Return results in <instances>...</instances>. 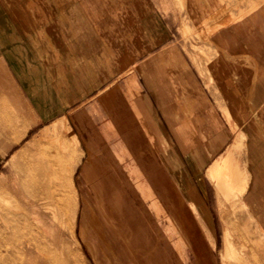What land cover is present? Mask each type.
<instances>
[{
  "label": "crops",
  "instance_id": "0c3cea01",
  "mask_svg": "<svg viewBox=\"0 0 264 264\" xmlns=\"http://www.w3.org/2000/svg\"><path fill=\"white\" fill-rule=\"evenodd\" d=\"M82 1L89 2L82 9L85 18L100 17L102 34L108 33L109 16L115 18L114 32L133 25L136 16H145L155 26L144 0H115L112 11L109 0H98L94 14L91 1ZM208 1L185 0L181 34L184 28L196 29L192 12L196 8L200 18ZM252 3L260 6L252 10ZM224 4L230 11V4ZM240 12L238 19L212 33L205 46L218 61L211 64L212 72L196 52L187 55L184 45L164 42L131 63V72L108 78L68 109L78 144L73 186L82 192L83 207L101 210L130 256H167V264H187L179 257L192 258L191 264H220L229 226L255 245L264 241L251 209L252 188L264 187V0H248L233 15ZM109 42L99 44L96 63L111 56V47L116 59L131 57L124 37L115 35ZM236 89L249 108L232 106ZM249 114L255 118L251 125L245 121ZM229 151L239 177L238 183L228 184L232 189L215 184L208 174ZM214 163L218 165L211 167ZM227 188L243 190L238 197L227 196Z\"/></svg>",
  "mask_w": 264,
  "mask_h": 264
},
{
  "label": "rangeland",
  "instance_id": "374dc122",
  "mask_svg": "<svg viewBox=\"0 0 264 264\" xmlns=\"http://www.w3.org/2000/svg\"><path fill=\"white\" fill-rule=\"evenodd\" d=\"M90 1L92 14L98 13L100 2ZM144 1L148 12L153 14L155 26H150L151 22L145 16H136L134 26L127 25L123 31L114 32L115 18L109 16L108 33L102 34L101 29L105 26H100L99 16L85 18L82 9L89 5L87 1L0 0V180L9 177L10 155L14 150L28 144L27 153L34 154L31 138L59 117L65 118L68 126L59 127L65 145V149H61L66 152L64 162L72 164L71 177L62 166L50 176L52 186L58 188L59 194L66 199L65 217H71L69 222L61 216L53 219L48 209L40 208L37 219L29 218L28 225L13 238L15 240L11 244L0 245V264H29L34 260L46 264L44 251L47 249L58 254L63 260L61 264H79V256L84 264H154L155 261L167 264V256L137 257L123 250V242L119 244L115 240L114 231L101 215V210L83 207L82 192L74 188L72 180V174L77 170L78 144L70 129L68 109L74 102L84 100L115 74L131 72V63L164 42L174 41L184 45L187 55L196 52V57H201L203 63L207 62L204 58L206 54L200 51L205 42L195 32L181 34L180 14L184 13L182 6L185 0ZM218 1L222 4L228 2L233 14L240 4L248 0ZM114 3L115 0H109L110 11ZM186 24L189 25L188 22ZM162 33L166 34L165 37L158 39ZM115 35L119 40L124 37V46L131 52V57L118 60L115 58L116 49L111 47L112 51L107 50L111 51V56L105 57L103 64L96 63L99 44L109 45V41L115 40ZM39 116L44 119L40 120ZM23 119L35 122L27 128L21 140L14 142L17 134L24 129ZM242 190L236 188L226 195L238 197ZM0 202L5 205L4 201ZM25 208L30 212V206ZM251 209L256 217L255 220L253 218L254 225L259 229L261 224L264 230V187L252 188ZM105 212L109 215L107 209ZM229 229L231 237L226 233L223 240L227 259L220 256L223 259H220V264H264V242L261 246L259 242L255 245L234 226H229ZM20 243L31 248L30 254H21ZM177 259L191 264L192 258Z\"/></svg>",
  "mask_w": 264,
  "mask_h": 264
},
{
  "label": "bare ground",
  "instance_id": "6f19581e",
  "mask_svg": "<svg viewBox=\"0 0 264 264\" xmlns=\"http://www.w3.org/2000/svg\"><path fill=\"white\" fill-rule=\"evenodd\" d=\"M208 2H209V5H208L209 7L205 8L202 11L198 10L200 12V18H199V15H197V9L196 8L192 12V15H193L192 17L194 19V24H195L196 29L184 28V30H182V34L185 35L184 34L185 31L195 32L198 35V38L201 41L205 42V43H202L201 47L200 46L199 47L201 48L200 51L204 55L206 54L205 55V57L207 59L206 67L212 72V70H211L213 68L212 66L214 65V63H217L218 61L215 62L214 60H212L209 57L208 53L204 50L205 46L207 47V44L210 41V36L217 29L222 28L224 26H227L228 24H230L234 20L238 19L239 16L242 15L243 12H240L237 15H233L230 11L226 10L224 3L222 4L216 0H209ZM255 5H256V3H252L250 5V9L253 8ZM192 7H193V5H192ZM192 10H193V8H192ZM202 14H204V15L202 16ZM217 60L220 61L218 63L219 68L222 71V73H224L223 71H225V69H224L225 66H224L223 62L219 58H217ZM209 62H211V63H209ZM211 64H212V66H211ZM219 79H220V88L223 91L224 87H225V85H224L225 82H224V79L222 77ZM239 95H240V92H239V90L236 89L235 96L231 100L232 106H234L236 108H239L240 106L248 107L244 97L239 96ZM12 108H14V107H12ZM239 116L237 115V118ZM245 121L249 125L254 123L255 122L254 114L247 115ZM33 122H35V121H33L31 119L30 120L29 119H23L22 125H23L24 129H23V131H20L17 134L16 138L13 141L17 142V141L21 140V138L25 135L27 128L29 126H31V124ZM45 126H47V125H45ZM61 126H62V128L68 127V126L66 127L65 118L59 117L58 119H54L50 125H48L47 127H44V129L42 131H39L36 135H34L31 138L30 142L33 145L34 154L32 152L28 154L27 153L28 144H23L19 148H17L16 150H14V152L10 155V159H11L10 160V167H11V169L9 171V177L3 178L0 180V200L4 201L3 203L5 204L3 206L0 202V245L6 244V243L11 244L12 240H15L13 238H15L16 235L22 233V230L25 227V225H28V219L29 218L34 217L35 219H37L38 211L40 208L48 209L50 211L53 219H58L61 216L63 220L68 219V221L67 220L66 221L69 222V219L71 217L68 215L65 217L67 206H68L66 199L63 198V194H61V193L59 194V189L54 188L52 186V183L50 182V180H51L50 176L56 174L57 171L59 169H61V166L64 167L65 170H68L69 175L71 177V170H72L71 165L72 164L70 161L64 162L65 158H66V155H65L66 152L61 150V149H65V145H64V142L62 141V138L60 136L61 133L59 131V129H60L59 127H61ZM2 128L5 129V126L2 125ZM237 129L238 128H236V131H237ZM237 139H238V136H237ZM241 142H243V140ZM238 143L240 144V142H238ZM238 143H236L237 146H239ZM242 146H243V144H242ZM232 147H234V146H232ZM230 157H231V151L227 152V155L222 159V161L220 160L219 165L216 163L218 166L215 165V163H214V165H211V167L217 166L215 169L213 168V170H211V171L209 170L210 172L208 173L210 179L212 181H214L215 184L223 185V186L226 185L228 187L229 186L228 184H231V183L233 184V183L239 182L237 168H236V166H231ZM240 162H241V160H240ZM238 167H240V166H238ZM240 182L243 184L242 179ZM218 185H217V187H218ZM218 188L221 189V187H218ZM222 188H224V187H222ZM228 188H231V187H228ZM228 190L229 191L227 193L230 192V189H228ZM217 194H219V193H217ZM26 205L30 206V208H31L30 212H27V210L25 208ZM222 207H224V206H222ZM107 211L110 214V210L107 209ZM246 213H247V211H246ZM247 214L249 215V213H247ZM249 218H251V217H249ZM238 220H239V218H238ZM225 223H227V222L225 221ZM231 231L234 232L233 230H231ZM227 235H229V236L231 235V234H229V231H228ZM240 236H242V235L239 234V237ZM241 238H243V236ZM260 238H261V236H260ZM228 239H230V238H228ZM231 240H233V239H231ZM238 243H240V242H238ZM241 243H243V242H241ZM19 245H20L19 248L21 249L20 250L21 254H23V255L30 254L31 248L28 245L24 246L22 243H20ZM237 245L239 246V244H237ZM244 247H246V246H244ZM246 248H249V247H246ZM241 249H240V251H242ZM222 251L223 252H222L221 256H223L222 258H224L227 255L225 246H224V250H222ZM44 252L46 254L44 256L46 264H61V262H63V260H61L59 258L58 254H56L53 250L47 249ZM232 256H234V255H232ZM222 258H220V259H222ZM224 259H227V257H225ZM78 261H79V264H84L83 261L81 260L80 256L78 258ZM222 261H223V259H222ZM245 261H246V259H245ZM225 262H226V260H225ZM29 264H39V263H38V261L34 260L32 262H29ZM240 264H242V262Z\"/></svg>",
  "mask_w": 264,
  "mask_h": 264
}]
</instances>
